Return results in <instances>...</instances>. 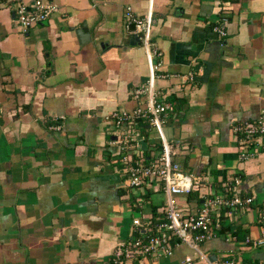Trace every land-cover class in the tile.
Instances as JSON below:
<instances>
[{
  "label": "crops",
  "instance_id": "1",
  "mask_svg": "<svg viewBox=\"0 0 264 264\" xmlns=\"http://www.w3.org/2000/svg\"><path fill=\"white\" fill-rule=\"evenodd\" d=\"M48 1L55 10L25 31L0 2V264H110L131 219L162 215L160 189L122 186L106 121L112 110L142 105L145 96L132 92L146 85L147 55L157 102L173 103L162 125L172 158L203 175L210 193L238 175L240 193L253 197L249 209L221 215L200 248L264 262V151L238 161L230 129L264 109V0H230L222 38L210 30L216 0ZM126 7L138 18L149 12L147 45L125 30ZM79 23L89 40L78 42ZM138 134L141 156L157 154L155 128L143 124ZM187 194L177 206L194 212L198 193ZM186 255L192 250L180 244L168 257L127 264H182Z\"/></svg>",
  "mask_w": 264,
  "mask_h": 264
},
{
  "label": "built area",
  "instance_id": "2",
  "mask_svg": "<svg viewBox=\"0 0 264 264\" xmlns=\"http://www.w3.org/2000/svg\"><path fill=\"white\" fill-rule=\"evenodd\" d=\"M8 2L12 16L22 31L43 22L55 6L48 0H0ZM219 14L210 30L217 37L226 35L225 25L230 10V0H216ZM124 28L139 35L147 45L150 33L149 12L145 17H136L129 7L123 11ZM148 79L145 86L132 92L135 99L144 95L142 105L131 110H112L107 116L113 129L110 145L114 148L112 162L118 164L124 174L121 181L125 188L134 189L140 194L146 189H160L164 195L163 212L151 223L139 217L131 219L132 231L129 241L119 242L112 251L110 264H127L142 259L168 257L173 248L186 244L192 255L182 258V264H239L233 258L224 257L209 261L200 245L213 237L220 228L221 215L232 216L235 210H247L252 204L251 195L240 193L238 175L226 179L218 191L209 192L206 179L201 174L182 170L172 156V146L163 133L162 125L166 114L173 110L170 101L157 102L153 90L156 65L147 55ZM192 75L189 74V79ZM155 128L158 136V153L148 158L141 156L138 143V130L143 124ZM56 129L59 126H55ZM231 135L237 147V160L244 161L264 151V109L251 120L231 124ZM191 191L198 193L199 205L194 212H187L177 206V196ZM258 222L264 235V204L258 212ZM251 245L263 242V236L255 240L245 239ZM248 264H264L263 261Z\"/></svg>",
  "mask_w": 264,
  "mask_h": 264
},
{
  "label": "water",
  "instance_id": "3",
  "mask_svg": "<svg viewBox=\"0 0 264 264\" xmlns=\"http://www.w3.org/2000/svg\"><path fill=\"white\" fill-rule=\"evenodd\" d=\"M74 32H75L78 42L89 40V34L87 32V27L83 23H79L77 28L74 29ZM207 257L209 261H213L215 259L214 255H208Z\"/></svg>",
  "mask_w": 264,
  "mask_h": 264
},
{
  "label": "trees",
  "instance_id": "4",
  "mask_svg": "<svg viewBox=\"0 0 264 264\" xmlns=\"http://www.w3.org/2000/svg\"><path fill=\"white\" fill-rule=\"evenodd\" d=\"M158 148H159V145H158ZM186 198L187 199H189L190 197H188V194L186 195ZM236 227H234V229H235ZM221 229H223V228H221ZM230 229H231V227H230Z\"/></svg>",
  "mask_w": 264,
  "mask_h": 264
},
{
  "label": "rangeland",
  "instance_id": "5",
  "mask_svg": "<svg viewBox=\"0 0 264 264\" xmlns=\"http://www.w3.org/2000/svg\"><path fill=\"white\" fill-rule=\"evenodd\" d=\"M164 127V126H163ZM163 131L165 132V129L163 128ZM181 196V195H180ZM154 199V198H153ZM155 202H157L156 200H154Z\"/></svg>",
  "mask_w": 264,
  "mask_h": 264
}]
</instances>
